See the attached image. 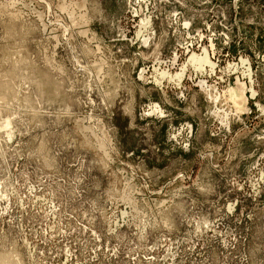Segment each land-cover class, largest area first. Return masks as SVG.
<instances>
[{"label":"rangeland","instance_id":"rangeland-1","mask_svg":"<svg viewBox=\"0 0 264 264\" xmlns=\"http://www.w3.org/2000/svg\"><path fill=\"white\" fill-rule=\"evenodd\" d=\"M0 264H264V0H0Z\"/></svg>","mask_w":264,"mask_h":264},{"label":"bare ground","instance_id":"bare-ground-1","mask_svg":"<svg viewBox=\"0 0 264 264\" xmlns=\"http://www.w3.org/2000/svg\"><path fill=\"white\" fill-rule=\"evenodd\" d=\"M190 57V56H189ZM190 61L192 63L195 64H198L200 66H202V64H206V63H209V60H208V57H207V54L203 55V57H197L195 55H192L191 58H190ZM190 62V64H192ZM204 66V65H203ZM210 66H212L210 64ZM246 70L248 71V75L250 74L249 73V67H245ZM182 72V71H181ZM163 74V73H162ZM178 74V73H177ZM194 74V73H193ZM161 75V74H160ZM179 75V74H178ZM181 75V74H180ZM183 76V75H182ZM163 77V76H162ZM176 77V76H175ZM249 77V76H248ZM164 78V77H163ZM177 80V79H176ZM244 84L243 83H239L237 84L233 89L229 90V100L231 101V103L233 104V107L234 109L237 111V112H241L242 110H244L246 107H245V102H246V98H245V95H244ZM251 89V88H250ZM252 91V90H250Z\"/></svg>","mask_w":264,"mask_h":264}]
</instances>
